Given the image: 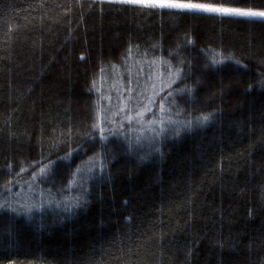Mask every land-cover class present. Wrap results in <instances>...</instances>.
Returning <instances> with one entry per match:
<instances>
[{
	"label": "trees",
	"instance_id": "1",
	"mask_svg": "<svg viewBox=\"0 0 264 264\" xmlns=\"http://www.w3.org/2000/svg\"><path fill=\"white\" fill-rule=\"evenodd\" d=\"M196 2L264 9V0ZM214 56L232 60L212 67ZM181 59L185 78L172 90L195 91L166 100L169 89L157 93L153 76H168L167 85ZM261 79V18L112 0L83 8L79 0H0V200L45 204L32 218L0 212V264H264ZM145 84L143 102L114 100ZM162 102L166 121L215 115L179 136L137 144L134 125L159 121ZM121 124L124 135H109L102 149L100 128L107 135ZM101 151L103 173L69 184ZM49 161L55 174L34 181ZM28 189L34 193L24 195ZM81 195L86 203L71 214L46 203Z\"/></svg>",
	"mask_w": 264,
	"mask_h": 264
},
{
	"label": "snow or ice",
	"instance_id": "2",
	"mask_svg": "<svg viewBox=\"0 0 264 264\" xmlns=\"http://www.w3.org/2000/svg\"><path fill=\"white\" fill-rule=\"evenodd\" d=\"M119 3L135 5L141 8L147 9H159V10H169V11H176L180 13H192V14H206V15H217L221 17H229V18H241V19H248V18H261L264 19V9H253L251 7L244 8V7H234L229 6L226 2L220 3H213V2H196V0H117ZM188 43L191 44L192 41L188 40ZM179 55V53H176ZM232 60L231 56L228 57H221L217 59L215 56L210 60L209 64L212 67L222 65L226 61ZM237 64L240 61H235ZM180 67H176L174 72L173 79L164 87L168 88V95L165 98L171 99L174 94L179 95H188L191 96L194 91V86L186 85L184 88L176 89L173 91V85L177 81L183 80V59L180 60ZM198 84L199 81H196ZM261 87H264V79H261L259 82ZM252 87L251 85L249 86ZM163 91V89H161ZM170 111V109L165 107V104L162 102L160 105V112H161V119L159 121H152L147 125V128L140 129V133L136 137V143L139 144L142 142V139L146 137V132H150L151 140H155L158 137L165 136L168 132H172L173 135L179 136L180 133L184 130H190L195 126H202L206 125L209 121H211L215 115V113H202L200 116L194 118L193 120H189L187 122H179L173 121L170 118L166 121L163 117L164 115ZM140 117L143 116V113L139 114ZM131 121L132 117L128 118ZM155 125V126H154ZM93 129L96 128V125L92 126ZM100 140H101V148H107V144L105 143L108 140V136H118L124 135L123 133V125L121 124L119 127H114L110 130V132L106 135L105 129L103 127L100 128ZM88 140H94L95 137L89 135L87 137ZM79 147V146H78ZM133 144L131 141L127 144V150H133ZM78 150V149H76ZM159 151V149H156ZM75 151V150H72ZM72 151H70L65 157H61L60 159L67 160L69 157L72 156ZM142 159L146 157H141ZM106 159L107 153L104 151L98 152L94 154L92 157H89V160L85 162L81 166H77L76 170L72 173L73 180L69 181V184H79L83 185L88 180L92 179L94 176L97 175V170L99 173H103L105 166H106ZM55 161H49L47 164L39 168L38 173L33 174V180L35 181L38 177L39 178H49L55 174L54 166ZM24 171V169H21ZM47 206L51 207L53 204L56 208L62 209L64 213L71 214L75 209L80 208L83 204L86 203V200L83 195L74 197L73 199H65L64 201H56L50 200L47 201ZM45 207L44 203L35 204L31 202H26L20 204L19 207L15 206L11 201H2L0 202V212L3 210H7V212L15 214L16 216L23 215L25 217L32 218L34 211L41 212L42 209ZM8 234L12 235L11 228L8 229Z\"/></svg>",
	"mask_w": 264,
	"mask_h": 264
},
{
	"label": "rangeland",
	"instance_id": "3",
	"mask_svg": "<svg viewBox=\"0 0 264 264\" xmlns=\"http://www.w3.org/2000/svg\"><path fill=\"white\" fill-rule=\"evenodd\" d=\"M85 1L86 0H79V3H80L81 8L84 7ZM112 1H117V0H112ZM167 77L168 76H165L161 72H156L154 74V76H153V82L151 83V86L152 87H157V89H156L157 93H159V91H160V89L162 88L163 85H166L165 83H166V80H167L166 78ZM93 83H94L95 92L97 94L98 93V86H97V82H96L95 79H94ZM146 88H147V84H145L144 86H141L140 92L134 94V96L133 95H130L128 93H124L123 94L124 91L122 90V91H120L118 93V95H116L114 97V100L117 103L119 102L121 104H123L125 102H132L133 104H135L137 102H143L144 101V98H145ZM148 90L150 91L149 96L153 98L154 97L153 94H155V93L151 90V88L149 86H148ZM97 106H98L97 111H98L99 121H101V123H102L101 126H103V113L101 111V107H100V104H99V98H97ZM152 121H158V120H156V119H150V120H144V121H140L139 123H136L134 125L133 134L134 135H138L140 133V129H142V128L146 129L147 128V125L150 122H152ZM149 135H152V134L150 132H146V136H149ZM108 161H109V158H108ZM30 193H34L32 191V189H28V190L24 191L23 194L24 195H28ZM38 195L41 196L40 193H38ZM0 202H2V200H0Z\"/></svg>",
	"mask_w": 264,
	"mask_h": 264
}]
</instances>
